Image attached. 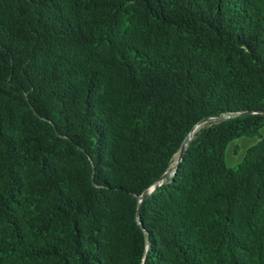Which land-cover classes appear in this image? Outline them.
Here are the masks:
<instances>
[{
	"label": "trees",
	"instance_id": "16d2710c",
	"mask_svg": "<svg viewBox=\"0 0 264 264\" xmlns=\"http://www.w3.org/2000/svg\"><path fill=\"white\" fill-rule=\"evenodd\" d=\"M0 264H264V0H0Z\"/></svg>",
	"mask_w": 264,
	"mask_h": 264
},
{
	"label": "rangeland",
	"instance_id": "374dc122",
	"mask_svg": "<svg viewBox=\"0 0 264 264\" xmlns=\"http://www.w3.org/2000/svg\"><path fill=\"white\" fill-rule=\"evenodd\" d=\"M246 142L252 143L253 139H251V138H242V139H239V140L235 141V144L241 146L242 144H244ZM178 158H179V155L175 157L173 165H172V170L170 172H172L176 168V166L178 164Z\"/></svg>",
	"mask_w": 264,
	"mask_h": 264
},
{
	"label": "water",
	"instance_id": "95a60500",
	"mask_svg": "<svg viewBox=\"0 0 264 264\" xmlns=\"http://www.w3.org/2000/svg\"><path fill=\"white\" fill-rule=\"evenodd\" d=\"M185 147L186 146H183L182 147V149H181V151H180V154H179V158H178V164H177V166L179 165V163L181 162V159H182V156H183V154H184V151H185ZM177 166H176V168H177ZM174 172L175 171H172V172H170V173H168V174H166L165 176H164V178L163 179H166V178H168V177H170L171 175H173L174 174ZM154 189H152L150 192H152ZM149 195V193H147V194H144L142 197H141V201L142 200H144L145 198H147V196Z\"/></svg>",
	"mask_w": 264,
	"mask_h": 264
}]
</instances>
